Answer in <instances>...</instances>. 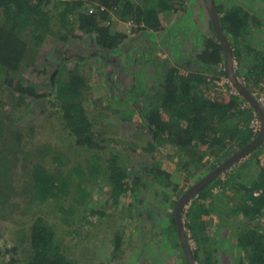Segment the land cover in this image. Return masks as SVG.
Wrapping results in <instances>:
<instances>
[{
  "label": "rangeland",
  "instance_id": "rangeland-1",
  "mask_svg": "<svg viewBox=\"0 0 264 264\" xmlns=\"http://www.w3.org/2000/svg\"><path fill=\"white\" fill-rule=\"evenodd\" d=\"M126 1L138 6L146 3L145 0ZM179 1L182 5L175 3L177 11L160 15L162 28L158 32H148L151 35L149 39L140 36L136 29L129 28L127 22L112 14L111 30L127 37L118 49L111 51L113 56L102 61L86 36L80 37L75 30L66 31L53 20L54 36H46L36 52L28 57L30 64L22 66L19 71L25 82L34 84L38 93L44 94L41 100L19 99L2 85L5 76H0V125L5 128L0 147L6 143L4 159L15 162H10L7 168L3 166L2 170L0 166V264L25 263L29 228L38 217L52 223L57 242L66 257L75 264H184L176 233L171 227L174 213L171 205L178 201L179 191L174 193L171 190L173 183L167 184L164 178L154 180L147 169L155 164L179 175V186H183L180 189L194 185L205 171L193 166L182 171V162L171 157L173 150L169 146L151 149V137L141 126L136 108L128 101L136 97L130 90L132 85L143 83L149 89L154 83V67L143 64L149 51L153 50L156 62L164 61L166 68L188 63L191 71H200L194 57L202 49V38L210 33L209 17L203 0ZM215 4L222 5L224 9L239 5L261 19L260 29L251 25L250 38L247 35L242 42L244 46H255V53L264 51V0H215ZM188 7L191 9L188 23L160 41L163 30H170ZM59 54L64 55V60L74 57L85 61L78 66L86 72L90 87L83 104L92 125L94 141L102 149L85 145L78 147L60 119V109L51 106L56 98L50 77L53 67L61 60ZM253 54L243 58L246 70ZM233 61L236 69L238 63ZM72 64L70 61L67 66ZM239 81L244 84L242 78ZM218 84L230 86L229 81L222 77ZM219 88L224 90L222 86ZM233 91L231 88L230 93ZM123 97L126 102H119ZM17 134L20 139H16ZM13 145L17 152L13 151ZM25 153L28 156L25 157L26 163L23 160ZM42 155L47 156L48 163L45 165L53 176L60 170V176L64 177L69 168L79 163L85 167L91 155L99 157V172L95 175L88 172L80 178L74 174L70 177L68 194L27 207L31 195L28 167ZM53 156L56 161L52 160ZM112 156H116L117 165L126 171L132 189L122 195L115 206L105 194L110 187L104 184L107 178L105 171ZM256 160L264 162V144L216 178L217 181L208 189L210 196L205 202L214 207L213 214L196 217L198 230L204 238V248L208 249L207 264H239L242 253L235 246L236 234L247 223L264 228V212L263 216L249 221L242 214L231 211L242 199L243 191L239 186L249 185L255 179L259 169ZM204 161L212 162L215 167L221 163L211 157H204ZM211 170H206L205 174ZM89 175L91 178L87 180ZM136 177L140 182L134 186L132 179ZM80 181L87 197L77 202L80 191L76 187ZM167 181L173 182L174 177ZM186 232L192 251L196 245L190 232L187 229ZM116 241L119 242L117 246ZM13 248L16 252L12 251Z\"/></svg>",
  "mask_w": 264,
  "mask_h": 264
},
{
  "label": "trees",
  "instance_id": "trees-1",
  "mask_svg": "<svg viewBox=\"0 0 264 264\" xmlns=\"http://www.w3.org/2000/svg\"><path fill=\"white\" fill-rule=\"evenodd\" d=\"M145 1L144 6H138L126 0H0V76H5L2 85L21 100L26 98L41 100L45 97L44 94L38 93L34 84L25 82L24 78L19 75V71L22 66L28 65V57L36 52L45 37L54 36L53 20H56L59 27L66 31L75 30L80 34V37L86 36L97 49L98 59L102 61L104 58L107 60L113 56L114 53L111 51L118 49L127 37L121 32L111 30L112 14L115 13L120 21H133L134 30L136 29L140 36H146L149 39L151 35L148 32H158L162 28L160 15L177 11L174 9L175 3L180 2L179 0ZM213 2L215 4V0ZM180 3L179 5H182ZM49 5H51L50 9ZM100 7L103 9L101 10ZM215 9L219 16L222 32L230 44L232 57L238 63L235 75L243 79L247 89L256 86L259 93H263L264 53H255L251 47L244 46V42H242L248 35L251 25L257 28L260 21L239 5H232L229 9H224L222 5L215 4ZM183 11L180 20L178 19L170 30H163L164 34L160 41L188 23L191 9L188 7ZM208 27L210 33L202 38V49L194 57L200 71H191L188 63L181 67L169 66L166 68L165 62H156V58L152 54L153 50L149 51V56L143 64L154 67V83L149 89H146L143 83L137 86L132 85L130 90L134 91L137 98L128 99L136 108L135 111L138 113L141 126L151 137L150 148L169 146L173 150L171 157L182 162L180 167L182 171H187L190 166L205 172L208 169H215L212 162L205 163L204 157H211L213 161L222 163L237 149L247 145L257 133L249 127L253 118L251 107L241 109V104L245 100L239 94H231L230 86L218 84L221 77L227 79L222 65L224 53L221 43L212 30L210 20H208ZM60 38L65 40L61 35ZM153 44L155 45V43ZM242 53L244 54L242 55ZM251 54L254 57L249 63V69L246 70L243 58L246 59L247 55ZM63 56V54H59L61 60L53 67L50 77L51 85L53 84L52 86L55 87L54 97L56 98L51 106L60 109V119L75 138L78 147L85 145L89 148H98L99 146L94 141L92 125L87 118L83 104L90 87L85 76L86 72L79 69L78 66L85 61L74 57H67L65 59H69L64 60ZM70 61L73 64L67 66ZM220 86L224 90H221ZM120 101L126 102L125 97ZM4 133L5 128L0 125V141L2 142ZM17 138L20 139L19 134H17ZM12 147L14 152L18 151L14 145ZM260 147H263V144ZM0 148L2 170L3 166H9L14 161L4 159L6 143H3ZM99 148L102 149V147ZM25 155H23L24 163H26L25 157H28L26 153ZM46 157L42 155L41 159L33 161L28 167L31 195L27 207L32 206L35 202L45 203L47 199L56 198L60 194H68L70 177L74 174L80 178L88 172L92 175L99 172L97 171L99 157L91 155L85 167L79 163L69 168L64 177L60 176V170H57V174L53 176L46 168L45 164L48 163ZM52 160L56 161V157L53 156ZM116 161V156L110 158V163L105 171L107 178L104 183L110 187L109 192L105 194H108L114 206L117 205L122 195L132 190L128 184L126 171L118 166ZM256 163L259 169L255 179L249 185L239 186V189L243 191L242 199L238 205L231 208L233 213L238 212L249 221L263 216L264 212V162L257 161ZM142 170L144 171L145 168ZM147 171L154 180L164 178L165 182H168L167 184L173 183L171 190L174 193L179 191L178 199L191 187L180 189L183 186H179V175L169 173L155 164L150 166ZM205 172L200 179L210 171L207 174ZM171 176L174 177V181H167ZM90 178L91 175L87 177V180ZM216 181L217 179L210 182L192 199L183 215L185 233L187 235V229L196 245L191 252L193 260L197 264L208 263V249L204 248V238L198 230L196 217L212 216L214 207L205 201L210 196L208 189ZM139 182L140 179L137 177L132 179L134 186ZM81 183L82 181L76 187L80 191L77 202H82L87 197ZM176 203L171 205L173 209ZM171 227L176 233L174 213ZM175 236L185 264L177 234ZM27 238L29 245L24 264H75L66 257L61 244L57 242L52 223L41 217L32 222ZM235 240L236 248L242 253V258L238 259L239 264H264V228L253 227L247 223L243 230L236 234ZM115 245H119V242L116 241ZM12 251L16 252V248H13Z\"/></svg>",
  "mask_w": 264,
  "mask_h": 264
},
{
  "label": "water",
  "instance_id": "water-1",
  "mask_svg": "<svg viewBox=\"0 0 264 264\" xmlns=\"http://www.w3.org/2000/svg\"><path fill=\"white\" fill-rule=\"evenodd\" d=\"M205 5L212 30L216 38L221 43L224 62L223 67L226 73L227 80L230 86L245 100V102L251 107L253 112L257 115L260 121V129L258 130L256 136L244 147L237 150L234 154L229 156L225 161L219 164L215 169L210 171L205 177L200 179L194 185H192L188 190L185 191L183 195L178 199L174 208V225L176 234L179 240V244L184 255L185 264H195L190 249L189 241L185 233L183 226V211L186 205L194 198L196 195L204 189L210 182L218 178L221 174L235 165L238 161L249 156L254 150L260 147L264 143V112L255 98V96L243 85L234 73L233 57L230 44L225 38L220 22L219 16L215 9V4L213 0H203Z\"/></svg>",
  "mask_w": 264,
  "mask_h": 264
},
{
  "label": "built area",
  "instance_id": "built-area-1",
  "mask_svg": "<svg viewBox=\"0 0 264 264\" xmlns=\"http://www.w3.org/2000/svg\"><path fill=\"white\" fill-rule=\"evenodd\" d=\"M100 9L102 10L103 7H100ZM127 26L132 29L133 27H135V24L133 23V21L130 20V21L127 22ZM235 65L236 64L234 63V67H235ZM232 94L236 95L237 92L234 90L232 92ZM258 101H259V104H260V106H261V108H262V110L264 112V96H261V95L258 96ZM240 108L241 109H246V108H248V105L244 102V103L241 104ZM249 127L251 129L257 131V132H258V130L260 128V121H259V119H258V117L256 116L255 113H253V118H252V120L249 123Z\"/></svg>",
  "mask_w": 264,
  "mask_h": 264
},
{
  "label": "crops",
  "instance_id": "crops-1",
  "mask_svg": "<svg viewBox=\"0 0 264 264\" xmlns=\"http://www.w3.org/2000/svg\"><path fill=\"white\" fill-rule=\"evenodd\" d=\"M262 14H264L263 12H262ZM263 18H264V16H262ZM258 20H261V19H258ZM264 20V19H263ZM261 27V26H260ZM250 33H248V38H250V35H249ZM249 45V44H248ZM257 48V47H256ZM251 49L253 50V52H254V50H257V49H255V46L254 47H251ZM262 53H264V51H262ZM220 67V66H219ZM237 77V76H236ZM238 78V77H237ZM238 80H239V78H238ZM256 88V89H255ZM254 96H259V94L261 95V96H264V92L263 93H259L260 91H259V89H257V87L256 86H252V89H248Z\"/></svg>",
  "mask_w": 264,
  "mask_h": 264
},
{
  "label": "clouds",
  "instance_id": "clouds-1",
  "mask_svg": "<svg viewBox=\"0 0 264 264\" xmlns=\"http://www.w3.org/2000/svg\"><path fill=\"white\" fill-rule=\"evenodd\" d=\"M233 65H234V61H233ZM234 69H235V67H234ZM234 73H235V71H234ZM243 84V83H242ZM244 85V84H243ZM232 88V87H231ZM238 94V93H237ZM255 98L257 99V101H258V96L256 97L255 96ZM259 102V101H258ZM246 103V102H245ZM247 104V103H246ZM248 105V104H247ZM248 107H250L249 105H248ZM254 113V112H253ZM257 116V115H256Z\"/></svg>",
  "mask_w": 264,
  "mask_h": 264
}]
</instances>
